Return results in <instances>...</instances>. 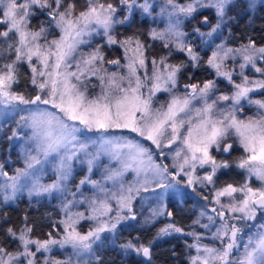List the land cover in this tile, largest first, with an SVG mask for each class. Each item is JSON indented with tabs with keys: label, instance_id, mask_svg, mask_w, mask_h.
<instances>
[{
	"label": "snow or ice",
	"instance_id": "1",
	"mask_svg": "<svg viewBox=\"0 0 264 264\" xmlns=\"http://www.w3.org/2000/svg\"><path fill=\"white\" fill-rule=\"evenodd\" d=\"M233 7L234 0L186 4L164 0L160 6L159 15L167 17V26L151 29L150 39L161 42L168 55L173 48L185 53L193 68L206 63L234 88L231 95H216L217 82L209 79L185 83V91L178 94L179 75L188 65L170 63L168 56L149 58V46L138 35L122 40L115 35L118 25L130 26L137 10L153 17L151 0H85L80 10L75 0H0V118L4 124L9 119L15 123L4 138L22 141L24 162L11 175L0 162V199L14 201L24 190L29 197L71 192L60 206L64 218L52 225L62 235L57 238L48 232L47 238L39 239L33 238V227L27 223L18 231L9 227L5 241L18 243L10 249L0 242V264H117L95 249L102 234L116 235L121 223L136 220L133 203L147 198L142 193H155L160 202L143 226L165 214L172 216L164 197L182 183L193 190L197 184L212 186V214L200 213L208 223L194 224L209 229L218 246L203 244L202 233L185 232L169 223L146 241L140 235L125 239L118 245L121 253H134L154 264L156 241L180 234L194 241H185L188 264H264V100L249 95L264 93V79L250 80L243 71L250 65L264 75V67H257L258 60L264 61V45L251 37L235 48L222 43L205 62L185 43L187 33L181 28L184 20L211 10L216 17L211 30L195 27L193 31L212 37L233 19ZM246 8L250 18L256 0H247ZM34 20L40 22L33 25ZM202 23H210L207 15ZM95 36H102L109 48L121 50V58H107L104 45L93 43ZM84 45L90 50L82 51ZM238 59L240 82L226 63ZM25 64L30 73L26 77L21 72ZM159 93H167L168 100L159 103ZM242 101L256 107L253 116L238 115L244 112ZM234 143L243 152L235 161L218 160L213 154V149L231 152ZM103 158L106 163H101ZM74 161L86 164L87 174L71 191L66 182L72 179ZM46 167L55 172L51 183L41 182ZM205 167L208 170L198 175L197 169ZM233 167L245 174L244 181L217 187L218 173ZM98 168L101 178L94 179ZM129 173L130 181L125 179ZM89 186L92 194L85 195L81 189ZM79 205L87 206V214L74 211ZM82 221L93 222L86 232L80 230ZM54 248L71 253L56 259L51 256ZM38 254L48 255L40 262Z\"/></svg>",
	"mask_w": 264,
	"mask_h": 264
},
{
	"label": "rangeland",
	"instance_id": "2",
	"mask_svg": "<svg viewBox=\"0 0 264 264\" xmlns=\"http://www.w3.org/2000/svg\"><path fill=\"white\" fill-rule=\"evenodd\" d=\"M245 1L247 2V0H245ZM141 2H142V0H141ZM151 2L153 3V8L155 9V11L153 12V17L154 18L146 16V15H142L139 12V10L134 12V17H137V15L139 17H141V18L146 16L147 20H148V22H147L148 23V25H147L148 27H147V31H146V34H145L147 40H143V42L146 45L149 46V49H148L149 58H151V57L159 58L161 56H168V59H169L170 63L177 64V63H174L172 61L173 57L174 56L176 57L177 55H179V56H183L184 55V59L182 58L181 62L186 63L187 60H189V59H188V57L186 56L185 53H182L183 54L182 55L181 52H178V51H176L173 48V51H172L171 55H168V49L163 48L161 46V42L153 41L148 36V32L151 29L155 28V29H158V30H163L167 26V17H162V16L159 15L160 6L163 5L164 0H151ZM188 2H189V0H178V3H180V4H186ZM260 2H261V0H256V4H258ZM204 15H207L209 17L210 23L207 24V25H204V24L200 23V20L202 19V16H204ZM195 19L198 20V24L196 22H192V28L194 29L195 27H199L201 29V31H203V32L210 31L211 30V26L216 23V17H215L214 13L211 10H204L202 13H198L197 14V18H195ZM187 21H189V20H184L183 23L181 24L182 30L187 33V35L184 37V41L187 44H191L192 47H193V50L196 53H198V55L200 54L201 51H203V53L205 51L204 48H202V49L197 48V47H200L202 45L201 42H204L205 40H209V38H214L216 34H219V32H221L222 37L217 39L216 43L212 47H209L208 49L212 53V51L215 49V47L217 45L222 44V43L225 44L226 38H225V35L222 33V29H223L224 25H222V28L220 30H218L217 33L213 34L212 37H207V36H200L199 34L195 33L194 31H192V33H190V31H188L187 29H184L185 22H187ZM39 22L40 21L34 20L33 21V25L34 24L36 25ZM118 26H117V30L115 31V35L117 36L118 39L122 40L125 37L133 36V33L123 34V35L119 34L118 33V30H119ZM122 26L128 27L129 24H125V25H122ZM2 28H3V26L0 25V29H2ZM119 31H121V29ZM49 38L51 39L52 37L50 36ZM93 43L94 44L104 45L103 50H104L107 58H109V50L111 51L112 54H115L117 56V57H113V58H121V56H122V51L119 50V49H115L114 47L113 48H109L105 44V39L102 36H95L93 38ZM154 45L156 47L161 48L162 52H161L160 56H158V57L155 56V54H154V52H156V48L155 49L153 48ZM261 45H264V41L262 42ZM226 47H233V46L228 45ZM81 50L84 51V52H87V51L90 50V47L87 46V45H84V46H81ZM211 53H209L207 56H205L206 60L211 56ZM229 62H230L231 65H235L236 67L239 68L238 65L242 61H240L238 59L237 61L229 60ZM106 67H108L109 70H114L113 67L110 66V65H106ZM257 67H264V61H259L258 60L257 61ZM23 69H25V71H23ZM211 70L214 72L213 69H211ZM120 71L124 72L125 70L121 69ZM244 71H246L245 75L248 76L250 80H261V79H264V75H262L260 72L255 71V69L252 68L250 65L248 67H246L244 69ZM21 72L24 73L25 77L30 74L29 73V69H28L26 64L21 66ZM214 74H215V72H214ZM233 78H234V80H237V77L235 76V72L234 71H233ZM214 80H216L217 85H218V91L216 92V95H219V94L224 92V91H219V89H222L223 86L221 85V83H218V82H226L227 85L233 89L231 91V93H226L225 92L224 94L231 95L232 92L234 91V88L232 87V85H230L223 78L217 77L216 74H215ZM177 87L181 88V82H179ZM96 91H99V89H96ZM184 91H185V89H183L182 92L178 91L177 93L178 94H182ZM162 94L165 95V97H163L161 99H159L157 97V96L161 95V93L157 94V96H156V100L159 101V103H164L169 98V95L167 93H162ZM249 95H250V97L252 99L264 100V93H262L261 91H255V92L250 93ZM241 103H242V105L244 107V112L243 113H238V115H240L242 117L243 116H253L256 113L257 109H256V107L254 105L248 104L247 101H242ZM154 106H158V105H154ZM10 128H15V123L11 119H9V123L8 124H4V118H0V162H5V171H7L11 175V174H14L13 170L15 168L24 167V162H23V154H22V141L10 142V141H8L7 139L4 138V133L8 132ZM89 135H92V134H89ZM241 151H242V149H241ZM239 153L241 155H243V152H239ZM9 157H10V161H11L10 163L7 162ZM106 162H107L106 158H103L102 161H101V163H106ZM165 162L171 164L170 160L165 161ZM86 167H87L86 164H82V163H80L78 161H74L73 162V170L74 171H73L72 179H70L69 181L66 182L68 187H69V189L71 191H76V187L75 186L78 183L79 179L83 178L87 174ZM101 172H102V169H99V168L98 169H94L93 178L94 179H100L101 178ZM238 173H241V176L245 175L241 170L237 171L236 175ZM54 177H55V172L52 170V168L51 167H46L45 168V173H44V175L42 177L41 182L42 183H51V182H53ZM132 178H133V176H132L131 173H129L125 177V179L129 180V181ZM185 178L187 180V177H185ZM2 179L3 178H0V182H2ZM253 186H259L258 182L254 181ZM187 188H190V187L184 186V184L183 185L180 184V185H177L176 189L169 190L168 193L166 194V196L164 197V201H163V203L166 205V207H167V205L169 204L170 201L178 199L181 202V199H182L183 195L185 194L184 190H187ZM81 191H83L85 195H91L92 194V189L90 188V186L86 187L84 189H81ZM158 191H161V190H158ZM66 195L70 197L71 192H67V193H64V194L59 193V192H53L51 195L44 194V195L39 196V197H37V196L29 197L27 190H24L23 192H20V193L17 194V198L14 201H9L8 203H4L2 201V199H0V208L3 207L4 205H13L14 206V205H16L18 200H20L22 198L26 199L28 201V204L31 203L30 201H34V203H36V202H39L41 200H46L48 202V204L54 206L53 210L57 209L58 214H59V218H58V220H55V221H59V220L64 218V214L61 212L60 206H61V203L64 200ZM141 196L142 197H147V198L146 199L137 198L134 201V203H133V208H134V211L136 212V220H134V221L133 220H129V221L121 223V225H119V227L117 229L116 235H113V234H110V233L102 234L101 241L98 242L97 245L95 246V249L97 250L99 255H100L99 251L104 250V247H106V248H110V247L114 248L115 247L116 251H118V253L121 256L122 255L124 256L125 254L120 252V250L118 248V245L121 242H123L125 239H130V238H124L123 236L119 235V230L125 229V231H127L128 229L130 230L131 226H134V228L145 227V226H143L144 225L143 223L145 222V220L148 217H150L149 213H150V210H151V206H152V209L156 208V207L159 206L160 202L155 200V193H151V192L142 193ZM77 198H79V194H77ZM213 198L214 197H213V194H212L210 196L209 203H211V201H213ZM212 206H213V204L211 203V207ZM0 210L2 211V209H0ZM74 211H83V212H85L87 214V206L86 205L76 206L74 208ZM210 213H211V211H209L207 214L209 215ZM4 219H5V216L4 215L1 216V214H0V223H3ZM158 219H165V218H164V216H160V217H157L155 219L156 222H154V224H157L156 226L157 227L159 226V228L164 227L167 224H169V222H166V221L164 223H160L159 224V222L157 221ZM205 222L208 223L206 220H205ZM92 223L93 222H91V221H82L81 225L79 226L80 230L86 232L88 230V227ZM18 224H19L18 227H13L14 230L18 231L20 228H22L24 226V220L20 221V223H18ZM197 227L200 228L199 225H197ZM210 227H212V226H210ZM214 227L215 226H213V228ZM7 228H9V227H7ZM183 229H184L185 232H190L189 228H183ZM51 232L53 233L54 236H57V238H59V236L62 235V233H58L57 232L56 228H53ZM32 236H33V238H38V237L34 236L33 233H32ZM172 236H173L172 237L173 240L179 241V242H181L183 244V250H184L183 251V256H184V258H185V260L187 262L186 264H188V254H189L190 250L186 247V244H185V241H187V240L185 239V237L183 235H180V234H173ZM45 238H47V235H45L44 238L42 237V238H39V239H45ZM9 241H10V246H11L9 248L10 249H15L17 247V243L18 242L12 241L11 239H9ZM193 242L192 241H188L187 243L191 244ZM209 245L211 246L212 244H209ZM70 253H71V249L54 248L53 252L51 253V256L56 258V259L63 260V259H66ZM47 255L48 254H44L43 256H41L40 254H38V257H37L38 261L42 262L44 256H47Z\"/></svg>",
	"mask_w": 264,
	"mask_h": 264
},
{
	"label": "trees",
	"instance_id": "3",
	"mask_svg": "<svg viewBox=\"0 0 264 264\" xmlns=\"http://www.w3.org/2000/svg\"><path fill=\"white\" fill-rule=\"evenodd\" d=\"M77 4V9L80 10L85 6V0H75ZM112 2L116 3L117 0H112ZM235 7L231 9L230 15L233 17V19L228 20L222 29V33L227 37L228 39L225 40V45L238 47L239 45L243 44V42H247V38L251 37L257 44L262 43L264 40L262 39L264 36V4L256 6L255 9L251 11L250 18H249V12L246 8L247 2L245 0H234ZM137 15V14H136ZM138 17V18H137ZM134 17L133 20L130 22V26L124 27L122 25H119V29L121 31L119 32L121 35L123 34H130L133 33V35H138L140 39L147 40L145 34L147 31V25L148 20L147 17L144 16L143 18ZM192 22H196L198 24V20H189L185 22L184 29H187L192 33ZM35 25V24H34ZM263 35V36H262ZM222 37L221 32L219 34H216L214 38H209V40H205L204 42H201L200 49L204 48L205 55L204 58H202L203 61H207L205 59V56H207L209 53V47H212L216 40ZM154 44V43H153ZM154 49L156 48V52H154L155 56H160L161 54V48L156 47L154 45ZM152 48V49H153ZM153 54V55H154ZM117 57L115 54H112L109 50V58ZM184 59L183 56L177 55L174 56L172 61L174 63H181V59ZM228 65H231L229 61L226 62ZM188 65L186 68L182 69L181 74L178 78V84L179 82H185L186 80H189L191 82H201L203 80H214L215 74L210 69V67L207 66L206 63L201 64L199 67L193 68L191 66V62L187 60L185 63ZM233 66V71L235 72V76L237 77V82L241 81L240 76V69ZM25 71V69H23ZM244 71V70H243ZM246 71H244L245 75ZM24 74V73H23ZM221 83L223 86L222 89H219V91H224L223 93H231L233 90L231 87L227 85L226 82H218ZM177 84V85H178ZM176 91L182 92L183 89L180 87H177ZM159 99L165 97L161 93V95L157 96ZM164 100V99H163ZM227 177H231L232 174L230 172L225 173ZM238 175H241L239 173ZM236 176V171H234V176ZM31 203L28 204V201L24 198L18 200L16 205H4L0 209L1 216L4 215L5 219L3 223H0V242H6V246H10V241L7 239L5 241V229L7 227H18L20 221L24 220V224L27 223L28 225H31L33 227V235L38 238H44V236L51 232L54 228L52 225L55 220H58L59 214L57 209H54V206L48 204L46 200H41L39 202L34 203V201H30ZM27 216V221H25V217ZM179 216V215H176ZM6 226V227H5ZM109 251V260H117V264H147L144 259H140L137 261V255L134 253H129L126 255H120L114 253L115 247L111 249H107ZM154 250V256L153 261L154 264H183L180 261L179 256H174L172 254V248L168 244L167 240L162 241V243L156 245L153 247ZM122 257V261H121Z\"/></svg>",
	"mask_w": 264,
	"mask_h": 264
},
{
	"label": "flooded vegetation",
	"instance_id": "4",
	"mask_svg": "<svg viewBox=\"0 0 264 264\" xmlns=\"http://www.w3.org/2000/svg\"><path fill=\"white\" fill-rule=\"evenodd\" d=\"M200 23L202 24V19L200 20ZM199 48V47H197ZM200 49V48H199ZM182 54V53H181ZM183 55V54H182ZM204 53L203 51L200 52L199 56L201 58H204ZM184 57V55H183ZM191 81L186 80L185 82L181 83V88L185 83H190ZM183 89V88H182ZM239 152H242L241 149L237 147V145L234 143L233 144V150L229 153H223V152H216L215 149H213V154L217 157V159H227L230 161H235L239 157ZM235 157V159H234ZM233 169L237 168H230L227 170H222L220 173H218L219 179L217 180V187L221 186L225 182L228 183H242L244 181V176L241 175H236L235 177H227L226 172H231ZM207 167L205 168H198L197 169V174L202 175L207 171ZM240 171L239 169H237ZM186 178L183 177V181H185ZM184 183H182L183 185ZM254 184V181H253ZM185 186V184H184ZM195 190H193V187L187 188V190H184V195L181 199V202L177 200L170 201L169 204L167 205V211L172 213V216H167L166 214L164 215V218L166 219H158L157 221L160 223L169 222V223H175L177 226L181 228H189L190 231L195 230L196 232L202 233L204 235V239L201 241L203 244H217L218 242L213 241L210 239V230L209 229H204V228H199L197 227L198 224H194V221L200 220L201 223H206L205 220L207 221L206 216L201 217L200 213L202 211H206L207 213L211 209V203H209L210 196L213 194L212 186L208 185L205 187H201L199 184L194 186ZM207 197V199H205ZM167 203V202H166ZM151 205V204H150ZM152 210V206H151ZM151 210L149 213V216H151ZM210 213L209 215H211ZM179 215V216H176ZM259 216L257 217V220H259ZM156 222V221H155ZM208 222V221H207ZM144 224V223H143ZM157 224H151L150 226H145L142 228H134V226H131L130 230L128 229L125 231V229L119 230V235L123 236L124 238H131L134 235H140L142 240H147L151 239L152 236L157 232L159 226H156ZM210 228H213L210 227ZM157 229V230H156ZM173 236H167L163 237L159 240L156 241V243L153 245L155 247L156 245L162 243V241L167 240L168 244L170 247L173 249L172 254L175 253L174 256H179L180 261L183 264H186V260L183 256V244L179 241L173 240ZM185 239L188 241L193 242V238L191 236H184ZM104 247V250L99 251L101 256H104L107 260H109V251L107 249H111ZM114 253L119 254L116 249L114 250ZM129 254V253H128ZM142 257L137 256V261H139ZM143 259V258H142Z\"/></svg>",
	"mask_w": 264,
	"mask_h": 264
}]
</instances>
